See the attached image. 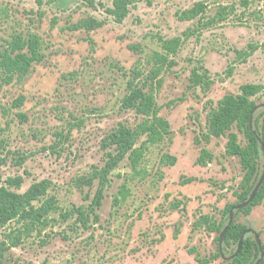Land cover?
<instances>
[{"label": "rangeland", "instance_id": "1", "mask_svg": "<svg viewBox=\"0 0 264 264\" xmlns=\"http://www.w3.org/2000/svg\"><path fill=\"white\" fill-rule=\"evenodd\" d=\"M113 3L0 0V50L33 34L44 55L23 80L0 81V190L24 194L47 181L34 209L50 199L57 207L40 221L32 207L22 208L0 225V242L10 246L7 262L230 264L240 248L225 241L231 223L247 227L244 239L264 261V200L246 214L251 197L238 201L245 172L226 152L228 136L206 140L209 114L225 96L241 94L246 84L264 86V0H139L122 23L108 13ZM198 3L202 15L183 20ZM88 19L104 26L75 28ZM177 37L183 44L159 65L164 41ZM156 70L161 85L153 79ZM195 72L203 77L198 86ZM133 80L147 85L170 125L156 144L148 135L137 137L134 150L142 156L136 165L132 153L117 162L108 141L120 124L137 130L145 121L123 106ZM253 99L260 159L252 194L264 181V90ZM203 150L210 157L200 164ZM18 177L20 189L7 184ZM98 192L103 199L95 210ZM81 207L93 212L84 223L63 216ZM214 225L220 230L212 231Z\"/></svg>", "mask_w": 264, "mask_h": 264}, {"label": "trees", "instance_id": "2", "mask_svg": "<svg viewBox=\"0 0 264 264\" xmlns=\"http://www.w3.org/2000/svg\"><path fill=\"white\" fill-rule=\"evenodd\" d=\"M138 1L114 0L113 8L108 10V13L115 18L117 23H122L128 17L131 7ZM204 11V4L198 3L194 8L185 11L182 19L193 20L202 15ZM103 26V22L96 19H88L79 23L75 28L91 31ZM182 44L183 39L181 37L164 41L163 49L166 53L156 54V60L159 65H164L168 62L167 54H176ZM43 58L44 55L41 51L40 40L37 35L32 34L27 39H15L8 45L6 51L0 50V81L11 84L16 79L19 81L23 80L31 74L34 65L42 62ZM152 72L154 74L153 79L158 82V85H161L162 81L159 78L160 71L156 70ZM138 76L139 74L136 75L135 79H138ZM202 80V75L195 72L194 85L198 86L202 84ZM146 86L138 85L135 80L130 81L128 84V94L123 101V106L127 109H135L138 114L145 117V121L137 130L120 124L108 137L110 145L114 146L118 152L117 162L124 160L129 153H132L131 158L133 164H137L142 156L140 151L134 150L139 135H148V142L156 144L170 133L169 123L159 116V108L155 95L146 92ZM263 90V85H243L241 87V94L225 96L219 102L218 108L213 110L208 117V134L206 135V140H210L211 137L221 138L228 136L226 152L230 156L239 158L245 172L242 183L243 190L240 193H236V195L238 201L241 203L251 197L250 203L245 209L246 214H249L254 207L261 205L264 200V181L259 190L252 194L254 181L257 180L259 172L260 140L251 126L253 114L257 109V104L253 98ZM23 103V97L17 101L19 106L23 105ZM234 128H237L239 133L244 136L245 146H242L239 135L233 131ZM262 141L264 143V133ZM209 157V152L203 150L199 163H206ZM165 158H168L170 163L176 161L174 157L166 156ZM23 182L24 179L18 177L8 179L7 184L10 187L20 189ZM48 188L47 181L33 184L24 194H19L13 192L10 188L3 187L0 190V225H5L15 219L20 214L22 208L32 207V210L36 213V220L38 221L50 211L56 210L57 207L53 199L45 201L39 209H34L33 204L39 202L46 195ZM102 199L103 193L98 192V195L92 203V208L98 210L101 206ZM233 208V205L227 207L225 213L228 214ZM89 214H93V212ZM75 215L78 216V219H82L83 223L85 219L88 220V215L83 207L69 211L63 216L69 219ZM211 230H220V226L214 225V227H211ZM246 232L247 227L245 225L231 223L228 226L225 241L228 244L234 243L240 245L236 257L230 264H264L263 260H258L259 250L257 245L249 239H244ZM12 244L13 247L17 246V243L14 241ZM9 250L10 246L5 241L0 242V264H9L6 260ZM198 263L202 264L199 261Z\"/></svg>", "mask_w": 264, "mask_h": 264}]
</instances>
